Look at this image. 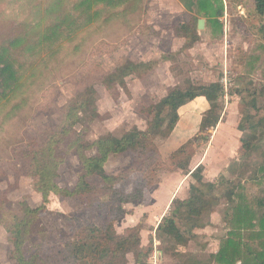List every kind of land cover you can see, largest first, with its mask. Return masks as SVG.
<instances>
[{"label": "rangeland", "instance_id": "1", "mask_svg": "<svg viewBox=\"0 0 264 264\" xmlns=\"http://www.w3.org/2000/svg\"><path fill=\"white\" fill-rule=\"evenodd\" d=\"M80 1L0 0V49L17 37H24L9 52L21 66L19 82L8 92H0V193L5 194L0 196V264H17L10 259L12 245L3 222L20 214L25 202L33 207L43 203L30 163L17 155L14 148L33 138L40 144L46 143L63 126L69 102L87 87L97 91L99 114L90 121L92 111L86 107L79 114L83 121L76 128L87 129L83 136L90 142L109 133L122 137L134 128L147 130L153 108L159 109L161 99L175 88H188L192 84L222 87L218 101L221 118L215 128L201 129L210 103L204 98L194 99L179 110L177 137L167 141L174 135L172 130L168 137L153 138L156 153L149 162L151 167H142L139 162L143 157L130 151L111 157L106 170L124 176L117 187L125 192L134 190V184L144 178L151 184L146 187L145 200L154 185L168 180L175 171L180 180L174 192L182 182L177 195L181 199L196 182L190 171L200 164L205 179L219 185L215 194L237 188L241 182H246L253 192L263 194L261 187L253 185L264 161V126L256 123L264 115V33L261 31L264 16L257 14L254 1H215L217 7H223L219 17L222 31L208 22L215 18L212 11L198 14L186 6L188 0L97 3L90 15L85 14L89 21L87 18L73 25L69 14ZM85 15H82L84 19ZM58 22L64 24L59 39L49 47L41 45L42 36ZM177 29L183 34L177 33ZM129 60L148 63L149 67L126 76L124 88L119 81L109 82V75ZM255 100L257 109L251 108ZM191 138L195 143L187 152L191 156L189 168H178L168 156ZM243 138L261 147L248 151L242 145ZM57 139L60 142L55 144V156L60 166L56 181L64 188L73 189L81 161L77 149H69L70 136L59 134ZM87 154H95V149ZM90 180L100 183L98 178ZM101 191V200L107 203L109 194ZM220 202L203 216V222L211 224L214 212L221 215H216L219 223L212 226V235L206 238L218 239L227 232L232 203L225 197ZM126 204L125 214L115 221L120 234L129 228L127 224L140 220L142 227L144 222L141 216L127 217L126 213L132 211L128 212ZM107 215L105 208L93 210L78 197L52 194L48 209L34 222L26 246L30 249L42 239L47 243L48 253L55 252L73 238L66 217L79 216L101 225ZM217 239L209 241L206 249L216 248ZM162 241L168 246L173 244L164 238ZM204 244V236L199 235L188 249L197 247L194 257L208 263ZM187 256L179 255L178 260L191 263L193 258ZM133 263L134 255L130 254L129 264Z\"/></svg>", "mask_w": 264, "mask_h": 264}, {"label": "trees", "instance_id": "2", "mask_svg": "<svg viewBox=\"0 0 264 264\" xmlns=\"http://www.w3.org/2000/svg\"><path fill=\"white\" fill-rule=\"evenodd\" d=\"M123 1L81 0L76 5L75 11L69 14V18L73 25H76L87 20L86 15L92 13L95 4L113 5ZM215 1L221 0H188L186 6L198 14H209L212 11L215 18L209 19L208 22L218 31H222L223 25L219 17L223 13V7H217ZM253 1L257 14L263 17L264 0ZM82 15L86 16L85 19ZM63 25L62 22L56 23L42 36L39 43L44 44L45 47L51 46L59 39V31ZM261 31L264 33V26ZM177 33L183 34L180 31ZM23 39L24 37H17L10 42L9 46L0 49V92H8L11 86L19 82L21 66L10 57L9 52ZM145 67H149L148 63H135L129 60L127 64L119 66L117 71L109 75V82L119 81L124 88L126 87L124 78ZM221 88L217 85L195 84L188 88H175L161 99L159 109L153 108L152 119L147 130L134 128L122 137L109 133L101 135L93 142L83 136L87 129L78 130L76 125L83 121V117L79 114L86 107L92 111L90 121L99 114L95 98L97 91L93 87H87L77 92L69 102L63 126L56 134L48 138L46 143L40 144L36 138H33L32 141L14 148L17 155L30 163L31 173L36 178L35 185L42 194L43 203L33 207L25 202L22 204L20 214L13 215L10 221L3 222L8 232V240L12 245L10 259L17 264H129V255L133 254L134 264H151L148 262V257L152 247L146 250L139 249L142 228L140 224L129 227L124 234L118 233L115 227V221L125 214L124 204L143 198L146 187L151 184L142 178L134 184L136 186L134 190L125 192L117 187L124 176L108 173L106 164L111 157L131 151L143 157V161L139 162L142 167H151L149 162L152 154L156 153L155 146L152 145L153 138L158 135L168 137L180 120V108L197 97H205L210 103L201 129L215 128L221 118L218 104L223 93ZM251 108L257 109L256 100ZM251 120L254 124L253 119ZM256 123L264 126V115L257 118ZM240 129L242 130L241 127ZM59 134L71 137L69 149L76 148L81 161L78 180L73 189L64 188L56 181L59 177L60 161L55 156V144L60 142L57 139ZM194 141V138L189 139L179 149L169 154V159L175 162L178 168L185 170L189 168L191 156L187 152L190 147H193ZM242 143L248 151L261 147L253 145L251 141L244 138ZM93 149L95 154L88 155L87 151ZM203 168L200 164L191 171L196 182L191 184L189 196L186 199L174 200L170 213L165 215L158 225L157 236L160 238L170 236L178 245L188 244L195 236L194 231L205 225L203 216L206 211L225 197L232 203L230 219L227 222L229 230L223 238L221 250L213 255L212 260L216 264H264V161L259 166L258 174L254 176L256 180L253 184L261 187L263 194L250 190L246 182L239 183L237 188H228V191L221 195L215 194L219 185L205 179ZM91 178L100 179V183L91 182ZM101 190L109 194L110 199L107 203L101 200ZM52 194L78 197L93 210L105 208L108 215L101 225L79 216L66 217L73 231L71 240L52 253H48L47 243L41 241L42 239L29 249L26 245L33 231V224L48 209ZM0 196L5 197V194L0 193Z\"/></svg>", "mask_w": 264, "mask_h": 264}, {"label": "crops", "instance_id": "3", "mask_svg": "<svg viewBox=\"0 0 264 264\" xmlns=\"http://www.w3.org/2000/svg\"><path fill=\"white\" fill-rule=\"evenodd\" d=\"M202 98H204L207 101V99L205 97H197L196 99H202ZM176 127H174V129H173L174 135L172 136L170 134L171 136H169V140L167 139V141H171L170 139L177 137V131H176L177 128ZM160 151H161V149H160ZM161 153H162V151H161ZM189 174H191V171ZM186 178L183 179V181H185ZM179 180H180V177L177 175V171H175L174 173H172V175L170 176V178L168 180L161 181L157 184V186L154 185L152 187V189L149 191L148 200H145L146 196L148 195L146 192L145 197L140 198V199H135V200L128 202L126 204L127 205L126 208L128 207V212L130 210L132 211L131 213H126L127 217H130V216H135V217L139 216L140 217L141 216L140 217L141 219L144 218L143 226L141 228V244L139 245V249L146 250L150 246L152 247L151 254L148 257V262L151 264H216V262L212 260V257H213V255H216L221 250L222 241H223V238L226 236L227 232L223 237H221V235H220L218 239L216 236H214L211 239L206 238V237H207V235H212L211 234V230L213 231L212 226H215L217 223H219L218 218L216 217V215L221 216L219 211H216L213 213L214 216H213V220H212L211 224L206 221L207 223L204 222L205 225L197 228L194 231L195 236L186 245L176 244L175 240L170 236L162 237L164 239H167V240L173 242L172 246H168V243L163 244V241L161 242L162 238L157 236L158 225L161 223L163 217L165 215L169 214V210L171 209V206H172L174 200L177 199L178 191L180 190L179 188L182 185V182L175 192H174V190H175L174 188H175V186H178L177 184H178ZM189 194H190V192L188 190V192H186L185 195H183V197H181V199H186L189 196ZM228 202H229V200H228ZM220 203H218L216 206H218ZM225 221H226V219H225ZM140 223H142V222L140 220H138L135 223L127 224L126 227H132V226L138 225ZM226 225H227V223H226ZM228 230L229 229L227 227V230H225V231H228ZM199 235H200V237L204 236V238H205V244L203 245L202 248L207 251L209 259H210L209 262H211V263H209V262L204 263V262H201L199 260L202 258H196L197 256L195 255L194 251H196L195 249L197 247H193L191 250L188 249V246H191V244L196 239L198 240ZM201 235H203V236H201ZM215 238L217 239V247L214 248L213 250L206 249L209 246L208 242L215 239ZM179 255H183V256L188 255L187 257L193 258V261L191 263H190V261H188V262L180 261V260H178ZM194 255L196 257H194Z\"/></svg>", "mask_w": 264, "mask_h": 264}]
</instances>
